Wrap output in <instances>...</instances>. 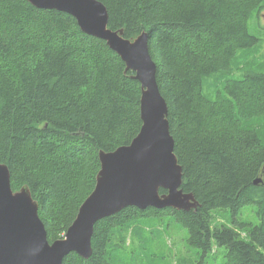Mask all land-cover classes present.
Returning <instances> with one entry per match:
<instances>
[{
    "label": "trees",
    "instance_id": "1",
    "mask_svg": "<svg viewBox=\"0 0 264 264\" xmlns=\"http://www.w3.org/2000/svg\"><path fill=\"white\" fill-rule=\"evenodd\" d=\"M100 1L109 28L131 40L149 34L182 188L199 206L127 207L95 225L88 259L73 252L63 264L142 263L146 223L166 216L187 232L188 254L177 264H208L211 254L222 255L221 264H264V43L249 28L264 0ZM250 49L260 58L244 63L239 55ZM133 75L73 16L0 0V163L14 191L30 187L50 242L65 235L93 191L99 152L140 131ZM248 211L256 221L243 220ZM216 213L227 221L216 224Z\"/></svg>",
    "mask_w": 264,
    "mask_h": 264
},
{
    "label": "water",
    "instance_id": "2",
    "mask_svg": "<svg viewBox=\"0 0 264 264\" xmlns=\"http://www.w3.org/2000/svg\"><path fill=\"white\" fill-rule=\"evenodd\" d=\"M27 1L39 9L73 16L84 33L104 40L121 57L126 71L134 72L132 77L141 84L142 126L129 144L99 152L100 169L93 191L65 235L53 242L30 187L14 191L8 165L0 163V264H63L73 252L88 259L93 254L95 225L127 207L197 209L195 194L182 188L183 166L175 153L169 107L158 85L148 32L131 40L124 37L123 29L109 28V11L100 0Z\"/></svg>",
    "mask_w": 264,
    "mask_h": 264
},
{
    "label": "rangeland",
    "instance_id": "3",
    "mask_svg": "<svg viewBox=\"0 0 264 264\" xmlns=\"http://www.w3.org/2000/svg\"><path fill=\"white\" fill-rule=\"evenodd\" d=\"M259 16L261 22L257 19H252L250 20L249 28L251 33L259 36L261 38V42L264 43V11H262ZM262 49H264V44ZM250 50L241 52L239 55V57L243 59L244 63L259 60L260 58L258 53L260 52L259 49L256 51L253 49ZM169 217L170 216H166L163 221L152 220L146 223L145 230L150 242L147 245V249L144 250V254L138 255L140 257L139 261L141 260L142 263L137 264H177L179 256L188 254V247L185 242L187 234L186 229L181 228L177 222H170ZM242 218L243 220L256 221V217H254L252 213H249V211L244 213ZM225 221H227L226 217L224 218V216L220 213H216L214 218V222L216 224ZM132 239L133 243L138 245V240L141 238L133 236ZM190 250L192 251V257L195 256V250ZM135 258L136 254L132 255L131 261H134ZM222 261V255L219 256L211 254L208 257V264H221Z\"/></svg>",
    "mask_w": 264,
    "mask_h": 264
},
{
    "label": "bare ground",
    "instance_id": "4",
    "mask_svg": "<svg viewBox=\"0 0 264 264\" xmlns=\"http://www.w3.org/2000/svg\"><path fill=\"white\" fill-rule=\"evenodd\" d=\"M263 16V15H262ZM144 32H147V31H144ZM143 33V32H142ZM88 35V34H87ZM90 36V35H89ZM253 54V53H252ZM253 56V55H252ZM255 58V57H254ZM252 60H253V58H252ZM106 152V151H105ZM111 152V151H110ZM243 215V214H242ZM242 217V216H241ZM241 219V218H240ZM245 219V218H244Z\"/></svg>",
    "mask_w": 264,
    "mask_h": 264
}]
</instances>
